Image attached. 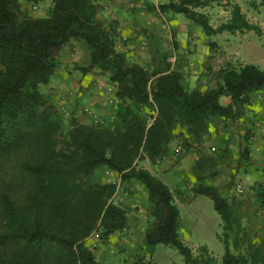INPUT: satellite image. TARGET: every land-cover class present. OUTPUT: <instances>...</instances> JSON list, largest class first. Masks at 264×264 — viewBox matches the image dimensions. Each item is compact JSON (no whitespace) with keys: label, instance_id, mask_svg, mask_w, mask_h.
Instances as JSON below:
<instances>
[{"label":"trees","instance_id":"16d2710c","mask_svg":"<svg viewBox=\"0 0 264 264\" xmlns=\"http://www.w3.org/2000/svg\"><path fill=\"white\" fill-rule=\"evenodd\" d=\"M219 1L171 0L159 9L183 14L208 36L246 31L264 36L236 4H228L225 22L210 26L197 10ZM98 13L95 0H51L42 17L29 15L19 0H0V264H100L85 239L98 230L103 240L127 221L125 211L108 202L114 186L93 179L100 167L145 189L151 218L146 245L173 247L185 264H259L261 250L251 244L241 248L239 222L210 185L192 192L212 200L224 254L217 260L205 246L189 248L179 236L171 190L138 161L154 163L164 155L175 130L201 143L214 118L237 119L249 95L264 91V69L226 64L213 88L186 91L181 75L168 66L149 69L116 50L118 34ZM71 40L88 48L89 63L81 71H97L114 88L102 123L63 128L57 108L41 91L56 70L59 50ZM255 198L264 205V190L257 189Z\"/></svg>","mask_w":264,"mask_h":264},{"label":"crops","instance_id":"0c3cea01","mask_svg":"<svg viewBox=\"0 0 264 264\" xmlns=\"http://www.w3.org/2000/svg\"><path fill=\"white\" fill-rule=\"evenodd\" d=\"M95 1L99 8V18L106 23H112L118 34L116 50L123 52L130 62L149 69H162L168 66L169 70L181 75V83L186 91L194 89L204 91L213 88L219 82L217 74L221 68L226 64L237 65L230 60L229 54L232 37L238 32L234 34L221 32L208 36L183 14L159 9L160 5L167 4L171 0ZM223 2L238 5L250 23L263 29L264 0H220L218 4L220 20L216 23L208 20L210 26L215 28L229 18L228 4L223 5ZM50 3L51 0L49 6ZM210 8L209 6L197 11L207 14ZM122 37H126V42H120ZM56 62V70L46 87L50 92L56 93L54 97L56 100L59 99V94H65V99L59 100L58 105L64 106L67 100L72 103V99L80 96L81 91L84 92L86 88L100 92L107 86L110 88H108L110 98L114 99L113 86L103 82L104 77L97 71H81V68L89 63L88 48L82 41L71 40L62 46ZM238 63L247 64L240 59ZM227 100L222 98V102ZM238 118L233 121L231 128L226 126L228 120L214 118L210 128L213 121H220L215 128L221 148L237 151L244 149L247 152L244 158L249 166L246 175L249 184L243 194L235 193L242 197V200H236L240 203L237 212L239 215L233 216L238 221L239 219L244 221L247 230L254 233L255 238L264 246V205H260L255 198L257 189L264 190V172L261 169L264 159V91L249 95V100L243 106ZM192 144L195 145L197 142L193 141ZM165 155L166 158L159 163L177 160L172 158V150ZM199 155L194 154L193 159L199 160ZM113 173L109 172L110 175ZM163 182L168 186L165 181ZM212 186L225 198V192L219 191L215 182H212ZM131 190L120 206L127 217L125 233L116 231L100 241L95 249H91L88 242L85 243L100 264L131 262L134 264V261L139 259L136 255L141 254L139 253L141 248L150 247L144 243V234L151 222L149 211L146 210L149 207L147 194L139 184H131ZM191 193V197L197 196L192 191ZM173 199L175 203L178 201L174 196ZM179 228H181L180 223ZM141 251L145 252L144 249ZM262 256L264 261V254Z\"/></svg>","mask_w":264,"mask_h":264},{"label":"rangeland","instance_id":"374dc122","mask_svg":"<svg viewBox=\"0 0 264 264\" xmlns=\"http://www.w3.org/2000/svg\"><path fill=\"white\" fill-rule=\"evenodd\" d=\"M19 1L22 8L29 15L36 17L44 16L49 8V0ZM33 5L36 6L35 9ZM210 7L209 12L203 14L207 16L208 20L216 23L220 20L218 12L220 8L215 4H212ZM262 31L264 32V26ZM230 50L229 57L234 64L239 65L240 59L245 63L264 69V36H258L253 31L238 32L237 35L232 37ZM103 82H107L105 78H103ZM108 88L105 86L100 92L95 89L86 88L84 92L81 91L80 96L72 99V103L67 100L64 102V107L69 111L67 115L60 110L61 105H58L60 99L57 98L56 100L54 98L56 93L50 92L45 86H41V91L47 100L57 108L63 128H68L72 122L94 125L90 121L89 116L78 112V109L83 105L90 107L103 122L106 121L112 108L109 102L110 92ZM97 111H102L103 113L99 114ZM219 122L213 121L209 133L203 137L201 143L195 145L192 144L193 141H186V138L178 134V130H175V137L170 142L168 151L173 150L176 146H181L182 154L178 158H175L177 160L162 163H158L156 160L154 163H151L144 158L138 161V166L147 169L151 173H155L160 179L165 181L173 196L178 200L176 201V205L179 210V223L181 224V228H179L180 239L192 250H195L199 246H205L217 260L224 254V246L216 235V233L221 231L219 228L220 217L215 211L213 202L209 197L204 195L191 197L192 188L198 185L212 186V182H215L219 191L225 192V199L229 203L233 215H237L240 203H237L236 200H242V197L235 194L234 186L238 182L243 183L245 187L249 184L246 177L249 166L246 164L244 158V154L247 152L244 149L237 151L221 148L215 128V125L220 124ZM226 126L231 128L233 121L228 120ZM194 154H200L199 160L193 159ZM166 165L168 166L164 167ZM261 169L264 172V159ZM3 176V167L0 165V188L2 187ZM117 176L119 174L113 173V175H110L109 171L102 167L97 168L93 172V179L97 182L111 183ZM122 182L128 194L132 191L131 184L141 185L132 179H122ZM224 188L225 190H223ZM148 206L150 207V203H148ZM149 207L146 209L147 212L149 211ZM238 222L240 226L239 239L242 240L241 248L251 244L260 249L261 253L264 254L262 242L255 238L254 233L247 230L244 221L239 219ZM2 224L0 217V228H2ZM142 249L145 252H142ZM141 250L139 253L143 256L141 254L136 256L139 259L149 256L148 264H185L183 256L178 250L170 246L157 244L150 247H142ZM259 264H264V261L262 260Z\"/></svg>","mask_w":264,"mask_h":264},{"label":"built area","instance_id":"2783aa9c","mask_svg":"<svg viewBox=\"0 0 264 264\" xmlns=\"http://www.w3.org/2000/svg\"><path fill=\"white\" fill-rule=\"evenodd\" d=\"M222 4L223 5H227L228 3L227 2H223ZM33 8L35 9L36 6L33 5ZM126 40H127L126 37L120 38V42H126ZM59 99L60 100H64L65 99V94H59ZM109 102L112 104L113 103V99L110 98ZM60 110L65 115L69 114V111L64 106H60ZM78 112L89 116L90 120L93 123H102V120L100 118H98L97 115L93 112V110L90 107L86 106V105L81 106L78 109ZM181 152H182L181 146L174 147L173 150H172L173 158L179 157ZM165 158H166V155L164 154V155H162L161 157H159L157 159V162L159 163L162 160H164ZM111 184L114 186V191L111 194L110 198L108 199V202L113 204V205H116V206H121V204L123 203L124 199L128 195V191L124 188V184L122 182V179H121L120 175L117 176V178L115 180H113L111 182ZM234 191H235L236 194L241 195V194H243L246 191V187L242 183L238 182L234 186ZM120 231H121L122 234H124L125 231H126V228L123 227ZM100 240H101L100 232L98 230L92 231L91 234L85 239V241L89 243V247L91 249H95L98 246ZM136 263L137 264H148L149 263V258L148 257H144V258H141V259H137V260L134 261V264H136ZM129 264H133V263L131 262Z\"/></svg>","mask_w":264,"mask_h":264}]
</instances>
